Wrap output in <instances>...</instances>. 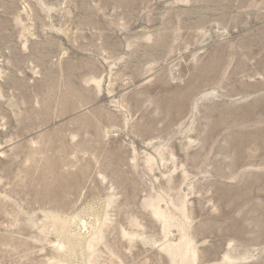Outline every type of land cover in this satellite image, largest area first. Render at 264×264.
Listing matches in <instances>:
<instances>
[{
	"label": "rangeland",
	"instance_id": "1",
	"mask_svg": "<svg viewBox=\"0 0 264 264\" xmlns=\"http://www.w3.org/2000/svg\"><path fill=\"white\" fill-rule=\"evenodd\" d=\"M0 264H264V0H0Z\"/></svg>",
	"mask_w": 264,
	"mask_h": 264
}]
</instances>
